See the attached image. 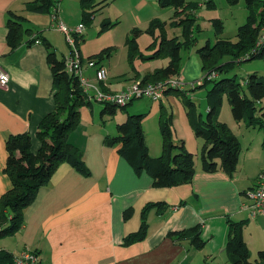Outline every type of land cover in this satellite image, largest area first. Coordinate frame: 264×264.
<instances>
[{"label":"crops","instance_id":"1","mask_svg":"<svg viewBox=\"0 0 264 264\" xmlns=\"http://www.w3.org/2000/svg\"><path fill=\"white\" fill-rule=\"evenodd\" d=\"M34 1L0 0V64L10 75L9 87L0 88V198L12 186L11 178L4 170L8 157L7 137L30 133L32 150L36 152L40 146L36 136L38 126L55 108L54 79L47 58V46L44 40H32L40 34L42 39L53 45L58 56L59 52L60 56L70 52L62 50L57 34H64L55 26L51 13L27 10V4ZM139 1L136 8L140 12L132 9L137 25L142 23L141 11H144L146 23L159 19L154 12L144 10L146 0ZM80 6V0H61V20L73 27L81 23ZM182 17L196 18L192 11ZM11 18L21 23L25 30L21 43L14 49L8 44ZM174 19L173 14L171 21ZM198 26L196 18L194 34ZM81 53L84 58L83 51ZM167 59L171 60L170 57ZM102 64L106 67L104 62ZM92 71L87 67L85 74L93 81L95 74ZM153 71L147 70L145 74ZM182 72L186 76L189 70L183 68ZM182 72L178 76H184ZM203 82L200 80L195 88ZM171 98L169 93L167 99ZM144 112L147 110L131 104L120 122L125 121L129 113ZM147 113L149 115L150 112ZM102 117L104 120L105 116ZM144 119L142 124L149 153L158 156L162 153V136L159 145L156 141L150 142ZM233 120L225 121L238 138L241 152L244 149L245 157L252 160L254 156L257 161L253 173L242 176L237 170L232 174L223 170H203L202 161H197V152L202 149L203 141L192 140L189 145L184 134L176 129L174 140L177 143L183 141L185 147L195 154V174L190 183L171 187H155L149 174L135 172L121 155L120 145L105 143L107 135L117 134V125L116 129H107V125L96 122L91 124V128H87L88 125L78 126L69 140L82 153L88 173L69 163H62L50 182L40 188L34 202L25 209L23 227L14 235L0 238V250L16 255L24 249H33L39 253L42 264H231L226 243L227 221L233 220L245 222L243 237L251 254L258 253L264 249V215L252 217L246 191L255 185L258 173L264 167V132L256 135L262 142L261 151L256 154L254 137L248 141L246 135L249 127L244 124L242 131L239 123L238 132H235L231 124L237 123ZM174 125L175 121L172 127ZM188 125V134L191 129L194 132L189 121ZM195 145L196 148H191ZM148 203L156 205L147 213L146 237L126 245L125 237L139 230L143 209ZM195 225H201L203 247H197L189 238L179 240L170 235Z\"/></svg>","mask_w":264,"mask_h":264},{"label":"trees","instance_id":"2","mask_svg":"<svg viewBox=\"0 0 264 264\" xmlns=\"http://www.w3.org/2000/svg\"><path fill=\"white\" fill-rule=\"evenodd\" d=\"M157 1L162 8L174 7L176 9L175 19L172 22L174 26H182L184 40L181 41L177 37L169 38L166 34L165 23L154 19L145 31L155 39L148 48L155 46L157 39H160L159 48L152 54L144 56L140 55L137 42V38L144 30L138 27L132 30V36L127 39L131 62L140 57L145 60L162 57L171 59L165 67L145 74L142 78L144 83H157L177 77L180 70V51L182 48H190L195 41L193 31L196 18L182 17V12L188 9L192 3H187V0ZM239 1L228 0L231 4H237ZM80 3L82 23L86 25L90 24L94 14L104 7V5L97 7L100 3L97 0H80ZM245 3L249 9V15L247 21L238 28L236 41L219 37L224 25L222 20L215 19L217 41L212 44L207 40L198 48L203 62V71H207L208 75L213 73L216 75L214 78L206 77L203 84L199 85L206 86L208 82L214 83L207 93L209 110L206 118H203L201 114L198 115L194 101L187 97L184 90L168 89L166 92L169 94L171 91H178L187 97L185 101L188 106V119L195 134L203 139L201 161L203 170L207 172L223 170L228 174L234 173L237 170L241 153L238 138L229 125L219 118L223 93L228 96L236 121L245 120L247 127H255L264 132V105H259L264 100V75L253 72L242 80L237 75L225 76L232 71L236 63L257 58L264 59V41L259 45V40L264 36V0H245ZM54 5L53 0H36L29 2L26 8L29 11L43 14L51 13ZM113 25L111 20L105 19L101 32L108 30ZM156 28L162 31L157 37L155 36ZM24 33L22 24L11 18L8 34V44L11 49L21 43ZM42 38L43 36L39 34L32 41L41 40L43 42L44 40L47 46V58L54 79L55 108L41 120L38 126L36 136L40 146L36 152L32 150V136L28 132L11 134L6 139L8 157L4 170L11 178L12 186L0 198V238L14 235L23 227L25 209L34 202L40 188L50 182L62 163H69L81 172L88 173L82 153L70 142L69 137L80 123L81 108L83 106L93 107V99L83 91L78 78L67 72L65 56H58L53 45ZM82 40H84V34L77 42L81 56L79 47ZM111 53L112 49L107 47L96 54L89 55L87 60L82 57V61L86 64L88 60H94L97 64L103 65L102 62L105 58H109ZM225 57L230 59L224 61ZM132 102L123 106L104 102L105 107L101 113L102 115H114L117 107L127 110ZM147 115V112L129 113L125 121L117 124V134L107 135L105 143L109 146L120 145L121 155L135 172L139 175L143 172L149 174L153 178L155 187H171L190 183L195 174V154L185 147L183 141L177 143L174 140L171 128L172 115L166 119L163 114L160 116L162 153L158 156H151L146 144L142 121ZM155 205L156 203H148L144 207L141 226L138 231L125 237L126 245L141 241L146 237L147 213ZM227 223L226 250L231 264H264V249L258 251L255 259H251V251L243 237L245 222L228 220ZM170 235L179 240L189 238L197 247H203L205 244L201 238V225L171 232ZM0 264H15L14 254L0 250Z\"/></svg>","mask_w":264,"mask_h":264},{"label":"rangeland","instance_id":"3","mask_svg":"<svg viewBox=\"0 0 264 264\" xmlns=\"http://www.w3.org/2000/svg\"><path fill=\"white\" fill-rule=\"evenodd\" d=\"M97 2H100L97 7H100L101 5H104V7L94 14V18L90 22V24L87 23L86 29L84 31V41H82L80 49L81 52L83 51L85 55L84 60H87L90 54H96L97 52H100L102 49H105L107 47L112 49V54L109 57L110 60L108 58L104 59V63L106 65L108 73L107 80L104 84H101L96 80H93L92 82L96 83V86L104 91L121 94L126 89L133 86L135 82L142 81V78L147 70H156L158 68H163L169 64L170 60H168L167 57L148 60L142 59L140 57L135 58L133 62H131L129 57V47L127 45V39L132 36V30L135 27L144 30L142 34L137 38L140 55L145 56L152 54L157 48H159L158 42L160 41V39H157L155 46L148 48V46L155 41L154 37L145 31L146 27L148 28L150 26V23L145 22L144 11H141L140 16L142 18V23L140 25H137L136 21L134 20L132 10L134 9V11L137 13L140 12L136 8V6L139 7V0H97ZM187 2L192 3V5L189 6L190 9L184 10L182 14L186 15L187 13L189 14V11H192L197 18V24L199 26L193 36L195 38L193 46L190 49L183 48L181 54L179 72H182L183 68L184 70H189V72L186 73V76L185 73L182 72L184 76L179 75L177 78L179 79V82L181 83L187 97L191 98L194 101L195 109L197 110L198 115L201 114L203 118H206L209 110L207 93L212 88V85L214 83L208 82L206 86H199L195 88L197 83L200 80H203L207 74V71H202L201 67L203 66V62L201 55L198 53V48L205 44L207 40H210V42L214 44L218 39L215 32V19L222 20L224 25L223 31L219 34V37L222 39L236 41L238 28L247 21L249 9L247 8L245 0H240L237 4H231L230 2H228V0H187ZM144 5L147 8L144 9L145 11L148 10V12L150 13L154 12V16H158L159 20L161 19V21L165 23L166 34L169 38L178 36L179 39H184L182 27H179L177 25L174 26L173 22L171 21L175 10L174 7L162 8L157 0H146V3ZM81 7L82 6H80V8ZM105 19L111 20L114 25L111 26L108 30L101 32V27ZM68 24L70 26V23ZM70 27L73 26L71 25ZM161 32L162 31L159 28H156V34H161ZM57 37L61 45L63 46L62 50L70 51V46L65 36L59 33L57 34ZM60 55L61 52H59V56ZM105 56H107V54H105ZM229 59V57H225L223 60L227 61ZM132 63L133 66L135 65L134 68L137 67L136 70H134ZM86 66L88 67L87 63L84 64L85 71L87 68ZM110 67L112 68L111 73L109 70ZM88 68L94 71L93 68ZM93 71L92 73L95 74V71ZM253 72H257L259 75H264V59L257 58L241 63H236L232 68V71L230 73H227L225 76L231 77L233 75H237V77L242 80ZM193 83L196 84L193 85ZM91 94H93V91L91 92ZM167 95L168 94L164 95L161 101L153 102L149 98L143 97L135 99L132 102V105H134L135 107L143 108L144 110H147V112H150L148 117L144 119L145 129L147 131L148 139H150V142L155 143L156 141L158 145L160 144V138L162 136L160 131L161 114H163L164 119L172 115L171 128L173 130V137L175 139L177 137L175 131L176 129H178L179 132L184 134V138L185 140L187 139V143L189 145L192 140L198 142L203 141L202 138L198 137L195 132L192 131V129L189 134L187 132V129H190L188 125V106L185 101L187 97L183 93L178 91L170 92V95L172 96L170 100L167 99ZM259 105H264V100L263 102H260ZM104 107V102L97 101L95 98H93V107L84 106L81 108V120L78 126L81 127L83 125H88L87 128H91L93 126L91 124L93 122H96V124L99 125H107V129H113V127L116 129L117 122H120L123 115L127 113V110H123L122 108L117 107L116 114L104 115L105 117L103 120L101 112ZM233 119L234 117L231 111L228 96L226 93H223L222 105L220 106V120H222L223 122L225 120L232 122L234 121ZM174 121L175 125L174 127H172ZM236 123L237 125L231 124L232 129L235 132H238V124L240 123L241 130L244 131L246 121L241 120L239 122L236 121ZM94 129H97V127L94 126ZM246 133L247 137L249 138L248 141H250L251 138L254 137V153H260L262 142L260 141V136L256 135H262L263 130L253 127L249 128ZM191 148H196V145ZM197 156V161H201V150L197 152ZM256 162L257 161L255 160L254 156L252 160L245 157V150L242 149L238 163L239 165L237 166L238 173L241 172L242 176L252 174L255 170ZM256 254L257 252L252 253L251 259H255Z\"/></svg>","mask_w":264,"mask_h":264},{"label":"built area","instance_id":"4","mask_svg":"<svg viewBox=\"0 0 264 264\" xmlns=\"http://www.w3.org/2000/svg\"><path fill=\"white\" fill-rule=\"evenodd\" d=\"M55 2L52 8L51 17L55 22V26L60 30L69 45L71 51L65 56L66 70L69 74L78 78V82L83 91L89 95L91 99L95 98L97 101L105 102L115 105H126L127 103L147 97L151 101H161L163 96L166 95L168 89H182L183 87L177 77H172L160 81L157 83H144L143 81H137L133 86L126 89L121 94H115L110 91H104L100 89L96 84L92 83V80L87 77L84 70V64L79 49L77 48V42L81 40V36L84 34L86 24L79 23L74 27H70L61 20L59 15V7L61 0H53ZM264 41V36L259 40V45ZM88 67L93 68L95 71V80L104 84L107 80L108 73L105 66L97 64L94 60H88ZM87 67V66H86ZM216 77L215 73L208 75L205 78ZM203 79V80H204ZM10 75L0 64V88L7 89L9 87ZM196 83H193V85ZM93 91V94L91 92ZM247 199L249 200V209L252 217H259L264 215V167L259 172L255 185L246 191ZM15 264H42L39 253L33 249H24L19 254L14 255Z\"/></svg>","mask_w":264,"mask_h":264}]
</instances>
